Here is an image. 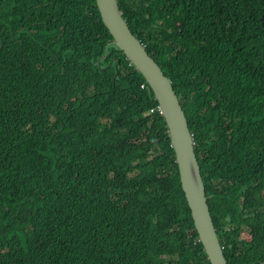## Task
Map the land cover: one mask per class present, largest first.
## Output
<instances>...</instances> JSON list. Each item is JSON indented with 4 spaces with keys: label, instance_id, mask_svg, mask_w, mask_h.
<instances>
[{
    "label": "trees",
    "instance_id": "trees-1",
    "mask_svg": "<svg viewBox=\"0 0 264 264\" xmlns=\"http://www.w3.org/2000/svg\"><path fill=\"white\" fill-rule=\"evenodd\" d=\"M118 6L183 104L227 264H264V0ZM158 109L97 0H0V264H210Z\"/></svg>",
    "mask_w": 264,
    "mask_h": 264
},
{
    "label": "water",
    "instance_id": "water-1",
    "mask_svg": "<svg viewBox=\"0 0 264 264\" xmlns=\"http://www.w3.org/2000/svg\"><path fill=\"white\" fill-rule=\"evenodd\" d=\"M104 24L109 29L115 45L128 62L144 76L153 90L171 138V144L180 165L183 187L193 212L197 231L210 264H227L207 203L205 184L195 153V141L180 97L170 79L150 57L145 48L130 32V28L118 6V0H97ZM109 52L103 57L106 59ZM99 66L101 58L98 60Z\"/></svg>",
    "mask_w": 264,
    "mask_h": 264
},
{
    "label": "rangeland",
    "instance_id": "rangeland-1",
    "mask_svg": "<svg viewBox=\"0 0 264 264\" xmlns=\"http://www.w3.org/2000/svg\"><path fill=\"white\" fill-rule=\"evenodd\" d=\"M243 237H246V234L245 233H243V235H242Z\"/></svg>",
    "mask_w": 264,
    "mask_h": 264
},
{
    "label": "clouds",
    "instance_id": "clouds-1",
    "mask_svg": "<svg viewBox=\"0 0 264 264\" xmlns=\"http://www.w3.org/2000/svg\"><path fill=\"white\" fill-rule=\"evenodd\" d=\"M158 110H159V112H161L160 108Z\"/></svg>",
    "mask_w": 264,
    "mask_h": 264
}]
</instances>
